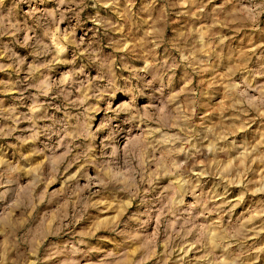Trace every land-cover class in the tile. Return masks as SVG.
<instances>
[{
	"label": "clouds",
	"instance_id": "obj_1",
	"mask_svg": "<svg viewBox=\"0 0 264 264\" xmlns=\"http://www.w3.org/2000/svg\"><path fill=\"white\" fill-rule=\"evenodd\" d=\"M0 264H264V0H0Z\"/></svg>",
	"mask_w": 264,
	"mask_h": 264
}]
</instances>
